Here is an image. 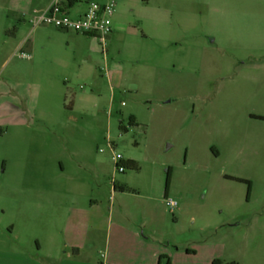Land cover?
<instances>
[{
  "label": "rangeland",
  "instance_id": "374dc122",
  "mask_svg": "<svg viewBox=\"0 0 264 264\" xmlns=\"http://www.w3.org/2000/svg\"><path fill=\"white\" fill-rule=\"evenodd\" d=\"M111 1L103 51L0 0V264H56L85 231L99 260L107 231H137L170 264H264V0H77L69 15Z\"/></svg>",
  "mask_w": 264,
  "mask_h": 264
},
{
  "label": "crops",
  "instance_id": "0c3cea01",
  "mask_svg": "<svg viewBox=\"0 0 264 264\" xmlns=\"http://www.w3.org/2000/svg\"><path fill=\"white\" fill-rule=\"evenodd\" d=\"M68 1L75 2L77 0ZM5 2V9L8 11V13L17 17V20L20 23L25 21L26 17L28 18L29 16L31 19L32 16L43 11L46 7H48L51 0H5ZM74 4H72V6L67 9L66 12L68 14L70 9L73 8ZM86 8L87 4L85 3L83 5L82 11H80L76 16L82 15L86 11ZM47 27L54 28L52 26ZM111 36L112 33L110 34L108 41L110 40ZM2 38L1 41L4 44H7V36H4ZM23 42L18 45L17 49L21 47ZM29 44L30 46H32L31 43ZM81 152H84V149H79L76 146L75 148H72L70 154L74 158V160L82 161L85 165H89V160H82ZM81 239L82 242L80 243L74 242V244H70V246L68 247L69 249L65 250V254L60 260H58L56 264H162L161 259H159V257L162 255L161 253L159 254L158 252L154 251L146 252L143 249H136L135 246L131 244L132 241L141 240V237L137 231H107L105 254L102 257V260H99L97 257L100 250L97 245V231H85ZM8 258H11L10 262H16L12 264H18V262H20V259H28L22 256L12 257L11 255H8ZM23 264L53 263H35L29 260L27 261V263L25 262Z\"/></svg>",
  "mask_w": 264,
  "mask_h": 264
},
{
  "label": "built area",
  "instance_id": "2783aa9c",
  "mask_svg": "<svg viewBox=\"0 0 264 264\" xmlns=\"http://www.w3.org/2000/svg\"><path fill=\"white\" fill-rule=\"evenodd\" d=\"M68 2V0H51L48 7L31 17L32 27L47 25L61 31L91 36L97 39L102 50L105 51L106 43L112 33L109 17L112 15L115 2L111 1L108 4L87 3L86 11L76 17H72L66 12L69 8ZM21 57L29 58L24 54H21ZM112 160L115 170L122 173L124 169L120 165L121 157L113 155ZM164 202L170 211L177 207V202L171 199L165 198Z\"/></svg>",
  "mask_w": 264,
  "mask_h": 264
},
{
  "label": "trees",
  "instance_id": "16d2710c",
  "mask_svg": "<svg viewBox=\"0 0 264 264\" xmlns=\"http://www.w3.org/2000/svg\"><path fill=\"white\" fill-rule=\"evenodd\" d=\"M75 2L71 1V2H68V5L69 7L72 6V4H74ZM134 121L133 119L131 118L130 119V123L132 124ZM125 168H128V169H131V170H137L138 167L136 165V163L134 161H127L126 163H123V165ZM169 182H170V175H169V172H167L166 174V180H165V187H164V194H163V197L164 199L167 197V192H168V188H169ZM121 191V192H124L126 191V188L124 187H119L117 188L116 186H113V191ZM159 259H164L165 260V264H170V261L165 257V256H160ZM211 264H220L219 261L217 260H214L212 261Z\"/></svg>",
  "mask_w": 264,
  "mask_h": 264
}]
</instances>
